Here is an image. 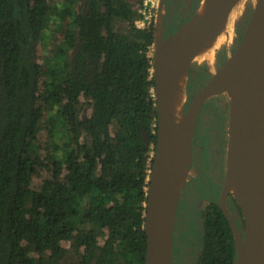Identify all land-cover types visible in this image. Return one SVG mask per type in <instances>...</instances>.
<instances>
[{"label":"trees","instance_id":"trees-1","mask_svg":"<svg viewBox=\"0 0 264 264\" xmlns=\"http://www.w3.org/2000/svg\"><path fill=\"white\" fill-rule=\"evenodd\" d=\"M155 13L145 18L143 0H0V264H65L67 253L77 264H144ZM196 60L186 106L200 89ZM201 191L198 264H235L220 188Z\"/></svg>","mask_w":264,"mask_h":264},{"label":"water","instance_id":"water-1","mask_svg":"<svg viewBox=\"0 0 264 264\" xmlns=\"http://www.w3.org/2000/svg\"><path fill=\"white\" fill-rule=\"evenodd\" d=\"M215 1L216 0L209 1L203 12L201 22L195 29L177 38L179 47L187 48L192 43L196 42L201 36H203L209 26L217 25L220 27V31L215 35L214 41L207 51L193 52L189 55L187 61L185 62V84L191 64L195 58L198 59L202 55L204 56L205 54H209L212 50H214L219 36L224 33L227 17L239 2V0H222L220 3L215 5ZM162 3L163 1L159 3V8L163 6ZM211 16L212 20L210 21ZM189 19L175 32L169 36H166L165 38H163L162 33H157V22L159 21V16H157L156 21V41L153 46V67L151 72L154 80L153 95L157 110V139L155 149L152 154V164L147 179V194L144 203V228L147 237L144 264H173L172 253L175 209L183 191L190 168L189 161V165L183 175L182 188L179 190L173 200H168L167 193L173 162L172 153L174 148L177 146L175 135L186 129V127L190 126L192 128V133L187 144L190 160V146L196 121L202 105L209 98L220 94H225L228 98L229 125L226 156L228 151L233 149L240 158L242 157L240 142L236 131L232 126L235 122L234 97L232 94L223 90L222 87H214V83H220L225 78H227V76H229L230 72L244 51V44L248 39V35L251 37V58L252 64L257 69L256 79L259 85L256 109L252 117L256 129V143L259 159L258 165L260 168L261 179L264 181V0H255L252 13L247 21L241 38L234 46L232 53L225 58L224 62L218 68H216L213 72H210L208 80L194 94L187 106H185L187 98L186 93L181 115L178 121L172 125L170 121L171 103L162 72V56L160 47L162 44H165L168 40H170V38L178 34V32H180L182 28L188 23ZM226 156L225 169L227 161ZM240 163L242 166L243 175L249 183L248 189L250 205L245 207L236 199L233 193H230L234 196L235 200L242 209L244 218L243 236L239 232L237 225L234 223L235 220H232L227 210L228 208L225 204L224 197L227 195V193H229V191H225L223 186L221 207L229 218L237 242L238 255L235 264H238L244 260H248L251 264H256V262L261 258L264 259V184L261 185L258 182L251 167L244 160L241 159ZM240 241L247 250H245V255L243 254L242 256L239 251Z\"/></svg>","mask_w":264,"mask_h":264},{"label":"bare ground","instance_id":"bare-ground-1","mask_svg":"<svg viewBox=\"0 0 264 264\" xmlns=\"http://www.w3.org/2000/svg\"><path fill=\"white\" fill-rule=\"evenodd\" d=\"M209 1L210 0H201L196 12L194 11L195 13L190 17L188 23L182 28V30L160 47L162 56V72L171 103L170 121L172 125L178 121L182 112V105L186 97L185 62L191 53L199 52L197 50H208L214 41L215 35L220 31V27L217 25L209 26L205 34L187 48H180L177 38L195 29L200 24L203 12ZM221 1L222 0H216L215 5ZM211 20L212 16L210 18V21ZM251 51V37L248 35V39L244 44V51L229 76H227V78L220 83H214V87L220 86L223 90L232 94L234 97L235 122L232 126L236 131L240 142V148L242 150L241 158L233 149H230L227 153L223 189L233 193L236 199L245 207L250 205L248 189L249 183L243 175L240 163L241 159L251 167L258 182L261 185L264 184V181L261 179L260 168L258 165L259 159L256 143V129L252 117L256 109L259 85L256 79L257 69L252 64ZM191 133L192 128L189 126L175 135L177 146L174 148L172 153L173 162L167 193L168 200H173L182 188L183 175L187 169L189 160L187 144ZM245 250V246H243L240 241L239 251L241 256L243 254L245 255L247 251ZM238 264L251 263L248 260H244ZM256 264H264V259L261 258L256 262Z\"/></svg>","mask_w":264,"mask_h":264},{"label":"rangeland","instance_id":"rangeland-1","mask_svg":"<svg viewBox=\"0 0 264 264\" xmlns=\"http://www.w3.org/2000/svg\"><path fill=\"white\" fill-rule=\"evenodd\" d=\"M61 1V0H57ZM189 1V0H186ZM160 3V1H159ZM255 0H239V2L236 4V6L233 8V10L230 12L229 16L227 17L226 26L224 29V33H222L216 44L214 50H212L209 54L202 55L196 60L197 63V69L201 71V75L206 76L209 78L211 71L213 72L216 68H218L225 60V58L230 55L234 49V46L238 43L240 40L242 33L245 29V26L247 24V21L252 13L253 6H254ZM163 7V6H162ZM159 8V4L156 7V13L157 9H161V14L163 8ZM155 13V17H156ZM159 16V14L157 15ZM157 33H161V15L159 17V21L157 22ZM54 24L52 25V29L54 28ZM61 34H57L58 40L61 38ZM52 41V40H51ZM49 39H47L48 44L51 43ZM50 45L48 48L43 49L42 48V54L43 55H49L50 53ZM150 55H153V48L150 53ZM206 71V72H204ZM208 80V79H207ZM206 80V81H207ZM205 84V83H204ZM203 84V85H204ZM202 85V86H203ZM207 106H205V103L202 105L204 108L202 109V112L200 110V121L198 122V125L196 127V134H199L201 132L202 128L207 129L208 134H210V139L214 137L215 141H210L209 147L213 148L215 146V142L219 143L221 141V136L223 135L224 143L223 147L221 146V152H222V165L224 166V175L226 172L225 169V156H226V150H227V142H228V125H229V102L228 98L225 94H220L213 96L208 99V102L206 103ZM197 123V121H196ZM196 126V125H195ZM206 126V127H205ZM58 129V128H57ZM46 131L43 129L39 136V142L44 143V141L47 139ZM193 138V137H192ZM223 140L221 141V143ZM191 147L192 142L190 146V160H188V165L190 161V168L189 173L186 179L185 184H188L189 187L186 191H188V196L184 198L185 206L184 209L180 212V214L177 215V209L180 205V199L181 196L177 202L176 209H175V215H174V236H175V248H176V255L184 256L180 260L183 261L181 264H195L196 257L198 256V253L200 252L201 248V231L199 223L196 221L197 219V203L202 204V199H197L194 196H190L189 194H192L190 192V189H195L196 185L194 184V179L200 178L199 180H204V173L201 168V166L196 169L195 167H192L191 165ZM216 147V146H215ZM216 150L218 151V147H216ZM227 157V156H226ZM217 164V162H216ZM187 165V167H188ZM218 165V164H217ZM221 165V166H222ZM225 180V176H224ZM223 180V183H224ZM193 186V187H190ZM223 186V185H222ZM185 187V185H184ZM184 190V188H183ZM230 217L234 221L231 212L229 209H227ZM184 212V213H183ZM189 219H194V227L191 232H189L186 236L180 237L179 233L180 231L185 228L186 221ZM236 224V222L234 221ZM237 225V224H236ZM238 228V227H237ZM187 229L189 230V223L187 224ZM65 264H77L76 257L72 253H67L64 259Z\"/></svg>","mask_w":264,"mask_h":264},{"label":"flooded vegetation","instance_id":"flooded-vegetation-1","mask_svg":"<svg viewBox=\"0 0 264 264\" xmlns=\"http://www.w3.org/2000/svg\"><path fill=\"white\" fill-rule=\"evenodd\" d=\"M159 1H160V3L163 1V3H162L163 10H162V14H160L161 15V22H162L160 32L165 37L169 36L170 34L175 32V30H177V28L181 24H183L186 20H188L190 18V16L196 10L197 5L199 4V0H189V1H186V0H159ZM157 12L159 14V12H160L159 8L157 9ZM158 14L156 13L155 21L157 19ZM160 15H159V17H160ZM197 74L199 76L195 79L193 93L195 92V89H197L199 86L201 88L202 85L208 79V77L201 75L200 69L196 71L195 75H197ZM205 106H207L206 103H205ZM202 108H204V106ZM201 112H202V109H201ZM200 115H201V113L198 115L197 123H196L195 129H194V132H193L192 147H191V165H192V167L198 168V165L200 163L199 167L201 166L202 170H204L203 175L205 178L203 181L199 180L200 178L194 179V184L196 185L195 187H197V188L190 189V192H192V194H189L190 196H194V198L196 197V200L202 199V201H203L202 204L197 203L198 209H197L196 221L199 223L200 231H201V248H200V252L198 253V256L196 257L197 259H196L195 264H198L199 258L201 255V251H202V221L200 219V211L202 210L204 205L208 202L207 197L202 194L201 184L204 183L205 185L208 186L209 183L216 182L217 186H219V188H220V193H221V197H222V185H223V180H224V166L221 163L223 150L221 152V146L223 147V143H224L225 138L222 135L221 139L223 140V142L221 143L222 140L219 141V143L215 142V146L218 147V151L216 150L215 146L213 148L211 147V149H210L209 143H210V141H215V139H214V137L212 138V140L210 139V134H208L207 129L202 128L201 132H199V134H196V127L198 125ZM202 140H204V142H202ZM205 162H207V165ZM216 162L218 165L216 164ZM188 187H189V185L185 184V187H184V190L182 193V197H181L180 203H179L180 205L178 206V209H177V215L180 214V212H182L181 209L182 210L184 209L185 203L181 204V202H184L185 201L184 198H186L188 196V191H186L188 189ZM190 187H193V186H190ZM224 200H225V204H226L227 208L231 212L232 217L237 224L239 232L243 236L244 235V231H243L244 228L243 229L241 228L240 219H238L235 216L236 213H235L234 209H232L230 207V200H229L227 195H225ZM189 220L194 221V219H189ZM189 220L186 221L185 228H183L180 231V233H179L180 237H182L184 234L188 233L187 224H188ZM174 233H175V230H174ZM174 239H175V236L173 235V247H175ZM183 257L184 256H180V254L179 255L174 254V250H173V253H172L173 264H181V262H183V261H181L180 259Z\"/></svg>","mask_w":264,"mask_h":264},{"label":"built area","instance_id":"built-area-1","mask_svg":"<svg viewBox=\"0 0 264 264\" xmlns=\"http://www.w3.org/2000/svg\"><path fill=\"white\" fill-rule=\"evenodd\" d=\"M159 4V0H143V13L145 14V18H148L151 15V9L157 7ZM141 22L140 24H142Z\"/></svg>","mask_w":264,"mask_h":264},{"label":"crops","instance_id":"crops-1","mask_svg":"<svg viewBox=\"0 0 264 264\" xmlns=\"http://www.w3.org/2000/svg\"><path fill=\"white\" fill-rule=\"evenodd\" d=\"M199 2H200V1H199ZM162 8H163V7H162ZM160 14H161V9H160L159 15H160ZM156 21H157V19H156ZM186 21H187V20H186ZM186 21H185V22H186ZM185 22H184V23H185ZM184 23H183V24H184ZM181 25H182V24H181ZM181 25H180V26H181ZM180 26H179V27H180ZM179 27H178V28H179ZM178 28H177V29H178ZM219 30H220V28H219ZM162 31H163V30H162ZM175 31H176V30H175ZM210 46H211V45H210ZM210 46H209V47H210ZM208 49H209V48H208ZM196 50H197V49H196ZM206 50H207V49H206ZM206 50H203V51H206ZM197 51H199V52H203L202 50H197ZM185 106H186V104H185ZM182 108H183V105H182Z\"/></svg>","mask_w":264,"mask_h":264}]
</instances>
